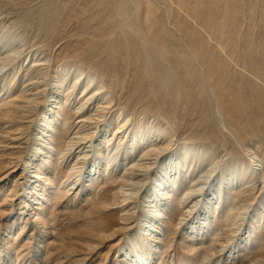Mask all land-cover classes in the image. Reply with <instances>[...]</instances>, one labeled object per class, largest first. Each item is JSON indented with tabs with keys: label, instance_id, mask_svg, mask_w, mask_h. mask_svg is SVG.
<instances>
[{
	"label": "rangeland",
	"instance_id": "1",
	"mask_svg": "<svg viewBox=\"0 0 264 264\" xmlns=\"http://www.w3.org/2000/svg\"><path fill=\"white\" fill-rule=\"evenodd\" d=\"M0 59V264H264V0H0Z\"/></svg>",
	"mask_w": 264,
	"mask_h": 264
},
{
	"label": "bare ground",
	"instance_id": "2",
	"mask_svg": "<svg viewBox=\"0 0 264 264\" xmlns=\"http://www.w3.org/2000/svg\"><path fill=\"white\" fill-rule=\"evenodd\" d=\"M0 60H1V59H0ZM156 151H157V152H158V151L160 152V148H157V147L154 146L153 149H151L149 152H150V153H153V152H156ZM149 152H148V153H149Z\"/></svg>",
	"mask_w": 264,
	"mask_h": 264
}]
</instances>
